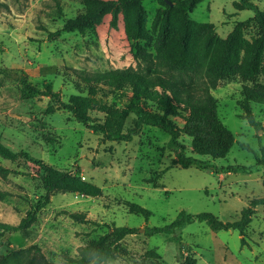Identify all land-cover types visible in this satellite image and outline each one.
<instances>
[{
  "label": "rangeland",
  "instance_id": "374dc122",
  "mask_svg": "<svg viewBox=\"0 0 264 264\" xmlns=\"http://www.w3.org/2000/svg\"><path fill=\"white\" fill-rule=\"evenodd\" d=\"M238 1L204 0L190 13L191 19L214 24L218 37L226 38L236 22L254 15L250 9L237 10ZM251 1L264 10V0ZM144 6L151 34L159 4L145 0ZM83 10L80 0H0V143L13 155L0 157V163L27 174L0 177V191L8 193L0 200V224L17 225L46 194L41 176L50 167L78 174L94 192H54L27 231L2 233L0 228V264H14L2 261L13 254L19 258L17 264H63L121 226L137 232L121 240L107 259L92 264H183L187 258L194 264H264V206L257 207L246 230V245L237 230L216 231L197 221L176 235L145 234L147 227L170 224L182 211L209 212L224 222L236 221L253 198L264 197V106L252 104L260 126H251L239 105L246 81L220 83L212 94L219 118L236 142L224 158L198 156L205 165L189 168L173 164L169 136L159 128L143 125L129 142L109 141L67 110L46 113L72 95H88L89 86L79 72L132 68L150 73L149 65L135 55L134 41L126 37L122 15L116 27L111 26L112 15H107L83 33L49 37ZM252 32L251 26L245 29L247 39ZM141 43L155 54L153 41ZM50 89L56 96L43 95ZM96 98L123 109L131 92L99 85ZM89 114L95 121L104 119L98 109ZM135 120L131 113L124 130L133 129ZM173 120L184 125L179 117ZM181 141L190 154L191 139L183 136ZM132 206L149 210L150 217L133 212ZM76 212L85 214V222L70 216Z\"/></svg>",
  "mask_w": 264,
  "mask_h": 264
},
{
  "label": "trees",
  "instance_id": "16d2710c",
  "mask_svg": "<svg viewBox=\"0 0 264 264\" xmlns=\"http://www.w3.org/2000/svg\"><path fill=\"white\" fill-rule=\"evenodd\" d=\"M84 10L70 19L61 29L50 33V38L100 25L107 15H112L111 26L116 27L119 16L125 23V34L134 41L137 57L148 64L150 73H142L132 68L116 69L104 73H81L79 77L89 86L88 95H72L68 102L59 107L50 106L46 113L59 109L69 111L76 120L87 125L95 134L109 141L129 142L143 125L161 129L169 136L167 148L175 154L174 165L182 168L202 166L206 162L198 156L213 159L224 158L236 142L234 133L221 121L218 115V102L212 90L228 80L243 79V99L239 105L244 118L251 126L259 127L252 104L264 106V10L251 0L235 2L237 10H253V17L235 23L226 38L216 34L212 23H197L190 13L204 0H157L159 8L153 22L154 38L146 29L147 12L145 0H80ZM253 32L246 38L245 29ZM153 41L150 45L155 54L141 43ZM154 65V69L152 68ZM250 82V83H248ZM107 86L111 91L129 89L130 102L123 109L103 104L96 98L97 87ZM43 95L56 96L51 89ZM98 109L104 113L103 121H95L89 114ZM134 113L133 129L124 130L126 119ZM181 118L183 126L173 119ZM183 136L191 139V153L181 141ZM244 148L248 146L243 145ZM0 157L12 159L13 155L0 143ZM246 169L245 167H241ZM237 170L238 167L231 168ZM10 175H27L0 163V177L7 180ZM46 194L33 203L31 210L17 225L0 224L4 232H25L37 222L39 212L51 200L54 192H80L91 194L93 188L83 182L78 174L48 168L41 176ZM264 186V178H263ZM0 191V200L7 197ZM264 206V197L253 198L236 221L224 222L209 212L191 214L182 211L163 227H147L145 234L176 235L193 222H204L211 229L237 230L243 245L247 244L246 230L252 222L257 207ZM132 211L146 219L151 212L140 206H132ZM70 216L85 222V214L72 213ZM137 232L127 226L115 227L98 240L90 242L82 250L79 258H68L63 264L100 263L112 255L117 244ZM179 253L181 243L176 241ZM151 257H157L150 252ZM5 263L17 264L19 258L13 254L2 258ZM187 258L183 264H194ZM158 264V263H155Z\"/></svg>",
  "mask_w": 264,
  "mask_h": 264
}]
</instances>
